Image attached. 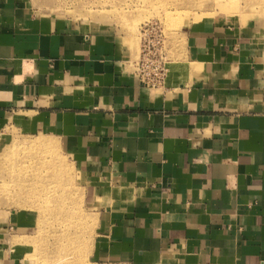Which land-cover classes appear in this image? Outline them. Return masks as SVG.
Wrapping results in <instances>:
<instances>
[{
	"label": "crops",
	"instance_id": "obj_1",
	"mask_svg": "<svg viewBox=\"0 0 264 264\" xmlns=\"http://www.w3.org/2000/svg\"><path fill=\"white\" fill-rule=\"evenodd\" d=\"M199 44L216 62L169 96L114 41L44 28L0 0V129L51 130L108 193L123 188L107 195L99 256L264 264V34Z\"/></svg>",
	"mask_w": 264,
	"mask_h": 264
},
{
	"label": "rangeland",
	"instance_id": "obj_2",
	"mask_svg": "<svg viewBox=\"0 0 264 264\" xmlns=\"http://www.w3.org/2000/svg\"><path fill=\"white\" fill-rule=\"evenodd\" d=\"M16 1L35 24L44 28L114 41L133 72L137 71L141 53L142 27L151 20H160L169 62L164 82L149 87L158 93L171 89L180 92L182 83L187 87L196 84L207 65L216 62L213 53L209 56L206 47L199 44L201 38H215L227 31L237 37L241 33L264 34V27L256 34L250 33L264 26V0H222L220 4L204 0L202 7H197L202 0ZM166 14L179 26L169 27ZM105 185L106 181L84 168L53 131L3 125L0 264H125L111 261L106 252L98 255L108 239L107 198L109 194L120 196L123 191L114 186L108 193Z\"/></svg>",
	"mask_w": 264,
	"mask_h": 264
},
{
	"label": "built area",
	"instance_id": "obj_3",
	"mask_svg": "<svg viewBox=\"0 0 264 264\" xmlns=\"http://www.w3.org/2000/svg\"><path fill=\"white\" fill-rule=\"evenodd\" d=\"M168 62L164 26L160 20H151L141 30V53L136 74L148 87L159 86L167 77Z\"/></svg>",
	"mask_w": 264,
	"mask_h": 264
},
{
	"label": "bare ground",
	"instance_id": "obj_4",
	"mask_svg": "<svg viewBox=\"0 0 264 264\" xmlns=\"http://www.w3.org/2000/svg\"><path fill=\"white\" fill-rule=\"evenodd\" d=\"M198 1V0H197ZM200 1V0H199ZM199 1L197 2V3H199ZM206 1H209V0H206ZM206 1H204V0H202V1H200V3L198 4V6L197 7H202V6H204V3L206 2ZM211 1H214L215 3H217V4H220L221 3V1L222 0H211ZM235 6V5H234ZM234 6H231V8H234ZM235 8H237V7H235ZM192 13V12H191ZM103 16L105 17V12L103 13ZM96 17V16H95ZM97 18V17H96ZM107 18V17H106ZM165 21L167 22V25L169 26V27H173V26H179V22L178 21H176L175 20V22H172V19H171V17L169 16V15H165ZM175 23V24H174ZM131 25V24H130ZM132 26H133V24H132ZM145 85V84H144ZM147 86V85H146ZM40 143H42V142H44V143H47L48 141L47 140H41V141H39Z\"/></svg>",
	"mask_w": 264,
	"mask_h": 264
}]
</instances>
